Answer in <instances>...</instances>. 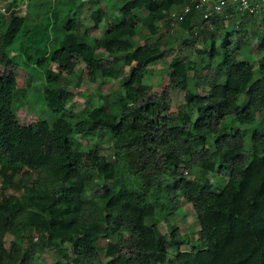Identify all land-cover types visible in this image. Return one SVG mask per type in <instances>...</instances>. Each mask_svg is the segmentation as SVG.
Instances as JSON below:
<instances>
[{"label":"clouds","instance_id":"9594fccd","mask_svg":"<svg viewBox=\"0 0 264 264\" xmlns=\"http://www.w3.org/2000/svg\"><path fill=\"white\" fill-rule=\"evenodd\" d=\"M262 186L264 0H0V264H264Z\"/></svg>","mask_w":264,"mask_h":264},{"label":"trees","instance_id":"16d2710c","mask_svg":"<svg viewBox=\"0 0 264 264\" xmlns=\"http://www.w3.org/2000/svg\"><path fill=\"white\" fill-rule=\"evenodd\" d=\"M121 10L123 11V9ZM13 115H17V114L14 113ZM18 122L19 119L16 121V123ZM38 122L39 121H36L25 125L26 126L33 125ZM5 128L6 131L10 130L8 123H6ZM8 139H11V137H9ZM7 142L8 140L6 139L4 143L7 144ZM253 163H255V161H253ZM220 167L223 168L224 165H221ZM238 194H239L238 191L233 193V203H235ZM217 212L220 214L219 215L214 214L212 217L209 218L208 223L212 225H218L220 228L224 229L225 231L234 227V225L231 223L232 220L231 210L222 211L220 209H217ZM240 216H244V219L241 220V224H243L246 228H252L256 232H264V186L260 187L257 190V195L253 197V200L247 203L246 206H238L237 218L239 219ZM179 243H184V241H181ZM198 247L199 245H196V247H193L192 251L196 253V257L197 259L200 260V264H208V257L207 255L204 254L203 249H201V251L199 252L196 251ZM188 255H191V253H188ZM202 256L203 259H201Z\"/></svg>","mask_w":264,"mask_h":264},{"label":"rangeland","instance_id":"374dc122","mask_svg":"<svg viewBox=\"0 0 264 264\" xmlns=\"http://www.w3.org/2000/svg\"><path fill=\"white\" fill-rule=\"evenodd\" d=\"M37 100L39 99V96L36 98ZM19 121H23L24 124H30L33 122H36V118L33 114H30L28 111H21L20 113L17 114ZM185 215H187V212H185ZM198 244H192V250L193 247H196Z\"/></svg>","mask_w":264,"mask_h":264}]
</instances>
